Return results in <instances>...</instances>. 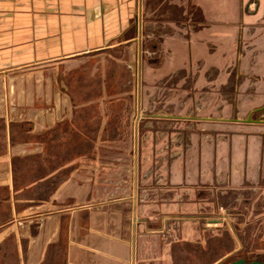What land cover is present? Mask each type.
<instances>
[{"label": "rangeland", "instance_id": "1", "mask_svg": "<svg viewBox=\"0 0 264 264\" xmlns=\"http://www.w3.org/2000/svg\"><path fill=\"white\" fill-rule=\"evenodd\" d=\"M150 27L144 25L146 52ZM135 53L129 43L0 72V264H19L22 241L51 238L52 212L60 205L52 198L58 186L54 168L67 160L69 145L81 150L80 175L94 177L90 208L100 209L104 196L111 200L137 190V239L156 243L157 264H228L257 254L264 257V184L239 181L242 174H230L225 162L219 186L189 185L182 178L195 175L198 146L211 145L215 137L225 149L230 133L244 126L202 120L213 118L217 105L206 96L201 108L196 96L187 98L194 79H185L181 72L165 78L142 74L136 91ZM149 58L144 53L142 59ZM231 93L220 89L221 97L232 100ZM70 105L76 108L74 138L68 137L67 124L55 123ZM221 105L218 118H228L231 111ZM257 123L256 129L264 130V122ZM232 176L239 185L230 183ZM109 208L131 209L116 202ZM102 219L100 213L92 216V229H99ZM108 221L115 224L110 237L130 241V225H123V217ZM165 242L172 243L167 250ZM152 252L144 245L141 256L153 257ZM37 256L36 249H28L29 259Z\"/></svg>", "mask_w": 264, "mask_h": 264}, {"label": "crops", "instance_id": "2", "mask_svg": "<svg viewBox=\"0 0 264 264\" xmlns=\"http://www.w3.org/2000/svg\"><path fill=\"white\" fill-rule=\"evenodd\" d=\"M146 24L152 27L147 35L148 52L143 50ZM129 43L136 51V91L142 74L165 78L181 72L185 79H194L187 98L196 96L201 108L207 104L206 96L212 98L211 105H217L213 108L218 113L202 120H228L245 127L230 133L225 149L214 133L211 145L198 146L195 175L182 178L189 185L219 186L221 163L225 162L230 174L237 178L242 174L239 181L264 184V130L256 129L258 121L264 122V0H0V72ZM144 53L149 54L147 61L142 59ZM221 88H229L233 99L221 97ZM221 104L231 111L228 118H218ZM238 111L245 116L240 117ZM75 117L76 108L70 105L68 114L55 118L58 126L68 125L69 138L77 132ZM78 152L81 150L69 145L67 160L54 168L53 183L59 187L54 188L52 198L60 205L52 212L51 238L18 243L19 264H157L156 243L137 239V190L111 200L104 196L100 209L90 208L94 177L80 175ZM252 169L257 174L248 172ZM233 178L230 183L239 185ZM115 202L131 209L128 213L112 210L109 207ZM98 213L104 219L99 229H92V216ZM115 216L123 217L124 226L130 225V241L124 236L110 237L109 229L115 224L108 218ZM171 244L165 242V250ZM144 245L153 251V257L141 256ZM30 248L36 249V259H29ZM164 254L166 263L167 252Z\"/></svg>", "mask_w": 264, "mask_h": 264}, {"label": "water", "instance_id": "3", "mask_svg": "<svg viewBox=\"0 0 264 264\" xmlns=\"http://www.w3.org/2000/svg\"><path fill=\"white\" fill-rule=\"evenodd\" d=\"M260 122V121H258ZM133 238H134V229H133V234H132ZM228 264H264V257H261V254H257L254 257L246 260L244 258H238Z\"/></svg>", "mask_w": 264, "mask_h": 264}]
</instances>
